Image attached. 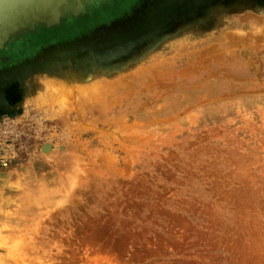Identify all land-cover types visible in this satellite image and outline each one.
<instances>
[{
	"label": "rangeland",
	"instance_id": "1",
	"mask_svg": "<svg viewBox=\"0 0 264 264\" xmlns=\"http://www.w3.org/2000/svg\"><path fill=\"white\" fill-rule=\"evenodd\" d=\"M133 1L1 38L49 56L0 99V264H264V0H159L127 38L69 44Z\"/></svg>",
	"mask_w": 264,
	"mask_h": 264
},
{
	"label": "water",
	"instance_id": "2",
	"mask_svg": "<svg viewBox=\"0 0 264 264\" xmlns=\"http://www.w3.org/2000/svg\"><path fill=\"white\" fill-rule=\"evenodd\" d=\"M14 6L7 17V20L0 25V41L1 38L12 34L24 26L26 21L30 18L33 20L39 19L44 12L45 8L55 10V18L60 13V7L64 0H12ZM142 5L135 8L129 14H123L122 16L110 20L106 24H100L94 27L86 34H82L79 37L74 38L69 44L75 45V49L81 48L82 46H88L90 43L95 44L108 43L112 40L111 35L124 30H130L135 20V13L141 10ZM49 49H54V45H51L43 52H47ZM73 49V48H72ZM74 52V50H72ZM47 60H44L40 64H33L29 60L21 61L19 64L8 68L0 72V83H7L11 78L19 77L25 72L40 70L46 68Z\"/></svg>",
	"mask_w": 264,
	"mask_h": 264
},
{
	"label": "flooded vegetation",
	"instance_id": "3",
	"mask_svg": "<svg viewBox=\"0 0 264 264\" xmlns=\"http://www.w3.org/2000/svg\"><path fill=\"white\" fill-rule=\"evenodd\" d=\"M157 2H159V0H135V2L133 1L132 4L128 5L127 7H125L123 9L122 14L120 15V16H122L123 14H129L135 8L142 5L141 10H138V12L135 13V20L133 21V26H131L130 30L126 31L123 29L122 31L118 32V34L115 33L109 37H111L112 40H121V39L127 38V37L139 32L140 30H142L145 27V25L148 23L146 21V19H150L153 16V14L155 15V13L157 12V9L155 8L156 5L159 4ZM86 30H88V29H86ZM17 41L18 40H15V41L7 44V46H5L2 50H0V72L7 70L8 68H10L12 66H15L24 60L36 62L38 59H41L42 57H46V53H42V52L38 51L39 48H41L38 45V47L33 49V51L29 52L27 55L15 59L14 57H16L15 55H16L17 49H18L17 48ZM26 42L27 41H25L24 43H26ZM56 43H61V42H59V41H57V42L48 41V42L42 44V48L44 46H47V45L48 46L55 45ZM92 43H94V42H92ZM59 45L64 46V44H59ZM13 54H15V55H13ZM3 56L7 57V59H10V60H7L4 62L2 60ZM19 93H20V85L16 84L14 78H11L10 81L7 83H5V82L0 83V99L3 95L4 100L9 102L11 105L14 102H16L15 100L18 97ZM0 104H1V102H0Z\"/></svg>",
	"mask_w": 264,
	"mask_h": 264
},
{
	"label": "bare ground",
	"instance_id": "4",
	"mask_svg": "<svg viewBox=\"0 0 264 264\" xmlns=\"http://www.w3.org/2000/svg\"><path fill=\"white\" fill-rule=\"evenodd\" d=\"M46 56H47V58H48L49 55H46ZM45 58H46V57H45ZM47 58H46V59H47ZM29 93H30V91L27 92V90H25L24 95H25L26 97H28ZM31 94H32V93H31ZM31 94H30V95H31ZM47 150H48V149H47Z\"/></svg>",
	"mask_w": 264,
	"mask_h": 264
}]
</instances>
